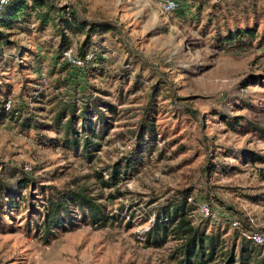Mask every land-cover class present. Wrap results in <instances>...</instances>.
<instances>
[{"label": "rangeland", "instance_id": "374dc122", "mask_svg": "<svg viewBox=\"0 0 264 264\" xmlns=\"http://www.w3.org/2000/svg\"><path fill=\"white\" fill-rule=\"evenodd\" d=\"M51 1L115 29L93 38L105 57L99 69L62 70L61 26L49 20L41 29L45 7L29 9L9 35L3 57L16 58L4 65L1 98L29 111L39 129L23 127L22 115L0 120V264H179L175 240L154 246L145 234L185 187L193 202L210 204V218L191 214L207 231L221 225L230 237L235 219L263 225L264 0H178L169 14L161 0ZM243 29L255 36L230 39ZM83 96L98 107L89 108L100 113L93 122L106 117L91 158L53 128L61 101L76 98L79 108ZM208 158L212 176L200 170ZM71 186L86 187L111 218L95 224L76 211L47 241L36 230L41 205ZM209 189L223 204L204 197Z\"/></svg>", "mask_w": 264, "mask_h": 264}, {"label": "trees", "instance_id": "16d2710c", "mask_svg": "<svg viewBox=\"0 0 264 264\" xmlns=\"http://www.w3.org/2000/svg\"><path fill=\"white\" fill-rule=\"evenodd\" d=\"M37 7H45L47 9L46 13H39L43 19L41 21V29L45 28V24L49 20H53L54 26H61L58 27V35L61 37V41L56 48L57 56L64 58V51L68 49L74 51V43H77L76 54L78 57L85 60L89 52H95V58L86 60L84 68L103 62L102 59L105 57L98 56L93 38L99 37L100 41H102L105 33L115 29V27L106 22H89L81 19L73 9L69 7L56 8L51 0H34L32 5L29 4V0H10L0 10V77L5 76V73H3L4 65L8 64L9 60H15L16 58L6 59L3 57L5 47L13 44V41L9 40V35L17 29H22L20 26L26 22L24 21V16L30 14L29 9ZM52 11L54 12L53 15ZM83 33H85L86 37L84 39L79 38L76 41L74 37ZM252 36H255L254 29H243L238 31L237 36L232 35L230 39L236 40ZM231 40L229 41L232 42ZM14 64L12 65L14 66ZM21 64L22 62L17 63L19 68ZM69 65V62L63 63L62 70H68L70 68ZM93 68L99 69L102 67L94 66ZM101 73H103V70ZM70 83L68 79L65 80L63 87L69 86ZM2 92L4 90L0 88V98L3 94ZM78 92H80L78 88L74 89V93ZM6 97L7 95L3 99H0V120L22 115V108L15 106L9 109L6 108ZM35 97L37 98V96ZM80 98L82 99L81 101H84L82 102L83 106L79 108L75 106L76 98L71 99L70 97L66 102L61 101V108L56 109L54 113L53 128L57 131L64 130L65 138L63 143L73 147L76 151L80 150L78 149L80 147L82 154L91 158L99 150L100 143H97L95 139L102 136L106 127V124H104L106 117H102V122L99 119L93 122L91 116L97 118L100 113L91 111L89 108L92 106L98 108L97 105L88 101L86 102L84 96ZM108 107L110 109V106ZM28 112L22 115L25 116L22 123L23 127L31 126L39 129L37 122L33 123V116ZM80 119L82 126L79 131L76 125ZM69 135H73V137L71 138ZM207 160L208 162L201 166L200 170L204 175L208 174V176H212V171L216 168V165L211 163L210 158ZM119 165H122V163ZM115 174L116 171L113 172V180L116 177ZM102 180L104 185L113 186L110 179ZM29 182L30 179H23L22 184L28 185ZM87 190L86 187L80 186L76 188L71 186L68 189L57 190L55 194L49 195L41 205L39 213L41 219L35 222L36 230L48 241L49 237L54 235L58 228L73 225V216L76 211H78L79 215L89 218L95 224H106L111 217L104 212L100 203L96 202L94 196L90 195ZM210 190L202 191L204 197L209 202H212L211 194H214L215 200L223 204L222 200L215 197V193H212ZM179 194L178 199L165 203L157 213L154 224L145 234L147 243L161 246L167 240H175L177 245L174 258L179 264H218L217 260H220L222 264H264V244L257 245L248 238L242 237L243 232L252 229L248 222H242L241 229H235L230 237H227L228 229L221 225H218L213 231H207V227H204L205 225L203 226L202 223L195 224L191 218L192 210L197 209L198 204L197 197H194L193 204L188 201L192 194V189L185 187L179 191ZM206 220L208 222L210 219Z\"/></svg>", "mask_w": 264, "mask_h": 264}, {"label": "built area", "instance_id": "2783aa9c", "mask_svg": "<svg viewBox=\"0 0 264 264\" xmlns=\"http://www.w3.org/2000/svg\"><path fill=\"white\" fill-rule=\"evenodd\" d=\"M10 0H0V10L4 5L9 3ZM161 8L164 13H172L176 11L179 7V1L178 0H161ZM64 58L68 59L69 63H71L74 66L83 67L85 65L86 60H92L95 58V52H89L86 56V59H82L80 57H77L73 55V50L68 49L64 51ZM11 107V100H8L6 102V108L9 109ZM27 168H29L27 166ZM189 201L193 202L192 198L190 197L188 199ZM197 210L199 213L205 217L210 218L213 214L211 212L210 206L208 203L200 202L197 204ZM232 226L236 229H241L242 222H240L238 219H235L232 222ZM242 235L249 240H251L253 243L257 245H263L264 244V224L263 225H256L255 228H252L251 230L247 232H243Z\"/></svg>", "mask_w": 264, "mask_h": 264}]
</instances>
